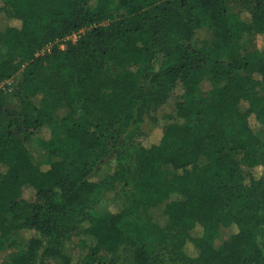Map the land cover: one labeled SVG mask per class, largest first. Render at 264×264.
<instances>
[{
  "label": "trees",
  "instance_id": "trees-1",
  "mask_svg": "<svg viewBox=\"0 0 264 264\" xmlns=\"http://www.w3.org/2000/svg\"><path fill=\"white\" fill-rule=\"evenodd\" d=\"M0 20V256L22 241L10 264H95L126 246L155 264L150 230L181 264H264V0H0Z\"/></svg>",
  "mask_w": 264,
  "mask_h": 264
},
{
  "label": "rangeland",
  "instance_id": "rangeland-1",
  "mask_svg": "<svg viewBox=\"0 0 264 264\" xmlns=\"http://www.w3.org/2000/svg\"><path fill=\"white\" fill-rule=\"evenodd\" d=\"M226 9L229 12H236V11L240 10V6L237 4H234L232 2H229L226 4ZM3 25H5V21L0 20V28ZM78 37H79V34L75 33V34H72V35L66 37V40H70V41L74 42L78 39ZM207 37H208V34H206L205 32L199 31L195 34V39H198V40L199 39H205ZM261 43H262L261 37H254L251 35L247 39L246 45H247L248 49H252L255 47L259 48L261 46ZM1 51H2V47L0 45V52ZM0 89L2 90V92L6 93L5 98H4L5 106L8 108H12L15 105V99L11 95L12 94V79L9 78V79L3 81L0 84ZM254 92L260 94L261 90L255 89ZM167 112H168V108L162 107L157 112V115L155 118L156 122H154V123L151 120V118H149V117L146 118L144 121V124L142 125L143 135L148 136L157 127H159L163 123H165L166 120H164L162 118V115L166 114ZM262 130H263V128L261 126L254 129L255 133L260 138H263V136H264ZM37 138L42 139V140L48 139V132L46 130L42 129V131H39L36 134V136L33 137V139L31 141L26 142V146L29 149L32 162L35 165H43L44 161L48 158V155H47L46 150L38 144ZM141 138L144 140V139L151 138V136L149 135L148 137H145V138L141 137ZM43 168H45V166H43ZM240 170L244 174L247 170V167L245 165H241ZM105 171H106V168L104 167V165H99L97 167V174L99 177H102L104 175ZM24 193H25L26 197H29L31 194V190L26 189ZM109 198L113 199L111 203H113L115 206H119L121 204V202L123 201L122 193H120V192H116L112 195H109ZM161 209H162L161 203H154L151 205L144 206L139 210L137 216L133 217V219H135V220L137 219L138 221L145 224L151 218L158 216L161 212ZM79 234H80V230L76 231L72 235L71 239L66 243V245L63 249V252L65 254L71 255L73 253L74 254L77 253V250L73 247L78 242ZM147 234L148 235L143 242L144 245L148 249L158 250L162 253V257L157 259L158 261L155 262V264H181L180 262H178L177 259L175 261V260H173L174 258H172L171 256L164 254L162 252L161 248L158 247L159 246V245H157V242L159 241L158 235L154 234L150 230H148ZM24 244L22 241H19L18 245L14 246V247H10L5 252H3L2 255L0 256V264H10V259H12V257H14L18 254L19 250L22 247H24ZM187 250H188V252H192V249L189 246L187 247ZM133 259H134L133 258V250L129 247L124 246V247H121L115 253H104L95 264H136V262Z\"/></svg>",
  "mask_w": 264,
  "mask_h": 264
}]
</instances>
